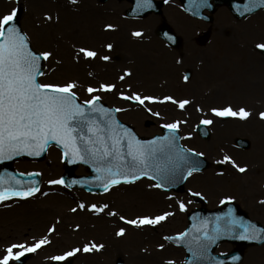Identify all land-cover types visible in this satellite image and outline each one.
<instances>
[{"label": "rangeland", "instance_id": "rangeland-1", "mask_svg": "<svg viewBox=\"0 0 264 264\" xmlns=\"http://www.w3.org/2000/svg\"><path fill=\"white\" fill-rule=\"evenodd\" d=\"M65 4L68 5L65 7ZM129 6L130 3L127 1L119 0H76L75 3L72 0H0V15L8 13L13 8L22 7L21 27L30 38L33 49L53 53L52 57L44 61L43 72L45 75L40 77L41 82L65 83L75 80L78 85L77 96L81 101L90 99L92 95H97L110 106H118L122 109L119 117L132 125L142 137L158 134L163 125L179 120L181 121L179 130L183 135V144L186 145L187 137L185 135L192 134L193 126L200 119L212 120L213 123L209 125L212 131L211 139L203 141L198 137L195 144L190 143L187 146L204 153L208 158L212 148L217 151L214 160H218L226 166L220 172V185L215 184V187L220 189L215 190V199L232 196L234 188H237L238 185L234 184L235 177L230 178L233 174L238 173L232 169L231 162H224L223 158L225 155L230 156L228 152H231L232 149L229 146V141L238 135H245L246 128L252 130V122L240 118L237 121L231 119L229 122L222 121L221 117H218L217 120L211 109L210 112L207 109V104L198 100L192 101L184 109H180L172 102L145 101L141 105L137 101L123 99L120 93L123 92L129 96L139 93L141 96H158L161 99L170 95L176 100H183L185 97H191L192 93L199 96L198 89L207 86L208 83L213 86L218 85L214 75H210L213 72L203 70V65L207 64L211 70L212 64L216 60L215 57L213 59V53L218 51L224 54L228 46L227 40L231 41L232 37L240 41L237 43L247 44L260 54L256 45L264 43V9L248 18L239 20L231 14L226 6H219L213 14V21L207 23L187 16L182 10L179 0H169L163 8L162 14H152L145 18H128L126 10ZM48 16H51L52 19H47ZM161 23H167L179 34H183V31L187 29L208 30L214 41L209 43L210 45L208 44V48L199 45L198 51L192 54L193 57L183 61L179 53H168L164 43L157 36L156 30ZM108 24H112L114 27L108 29L106 27ZM137 31L142 35L137 37L132 34ZM109 44L112 45L111 49L107 47ZM82 47L94 50L97 52V56L85 58L83 54L79 53V49ZM156 51L166 54L168 66L158 62L155 57ZM197 54L206 55V57L208 54V57L201 58L197 62L195 60ZM103 56H108L109 59L103 60ZM116 56L119 59L116 60ZM201 60H203L202 65ZM193 62L196 64L190 67L189 64ZM189 67L193 71V79L190 83L185 82L184 79V71ZM168 68L172 71L167 70ZM167 71L170 74H167ZM202 71L205 75L207 73L206 81L208 82L201 79ZM129 72L131 74L126 75ZM121 76L124 77L123 80L120 79ZM261 76L264 78V74ZM105 83L115 84L116 88L111 92L97 91L92 94L86 90L89 85L99 88L101 84ZM227 92H229L227 89L223 90L217 100L213 101L209 98L210 108L224 107L229 104L234 109L247 108L246 100L251 97L263 98V103H260L259 106L262 109L260 112L264 111V89L259 86L255 87V90L244 93L243 97L236 94L231 96ZM213 95L214 93H211L210 97ZM200 105L208 112H201L198 109ZM185 114L189 115L188 118ZM260 143L257 145L253 142L249 151L239 152L242 158L237 157L252 172L256 167L255 164L260 163L262 175L256 178L257 180L255 176L249 177L248 193L250 194L254 193L259 183L264 181V143L262 141ZM12 165L19 172H38L43 180L40 190L35 195L26 199L13 198L0 204L3 226L10 227L12 230V234L0 237V256L4 254V249L10 244L25 242L32 244L34 240L49 236L51 243L47 245L48 248L41 247V250L30 252L31 258L25 264H39L38 260L42 264H51L53 261L51 257L61 255L73 248L83 249L85 244L92 243L102 244L104 247L91 252L81 250L67 258L66 261L72 259L73 264H115L116 259L121 257L126 264L184 263L185 252L183 249L173 246L165 239L168 235L182 232L187 226L188 208L182 194L163 192L154 186V182L147 179L121 184L101 194L70 189L64 184H50V180L61 179L65 172L62 153L55 146L50 147L47 156L41 161L16 160ZM75 173L86 175L89 172L85 166H79ZM212 176L210 172L202 177L210 182ZM200 189L206 193H212L214 185L204 183L201 184ZM52 197L66 199L64 203L58 202L61 203V211H68L71 207L81 209L79 208L80 204H84L85 207L92 204H96L97 207L107 204L108 207L103 212L94 210L91 212L93 214L91 217L94 220H103L104 237L100 239L96 235H87L85 226L70 223L68 218L72 219V213H65V218L62 219L59 217V215L62 216L61 211L52 212L50 209H46L52 205L47 203L48 199ZM181 202L185 205L184 210L180 208ZM34 204L43 206L45 210L30 211L28 208ZM215 204L210 201L208 206ZM192 206L193 204L188 207ZM82 210H80L81 213H87L85 212L87 209ZM3 212H7V214H3ZM110 212L115 215H110ZM164 212H169L171 215L158 225L140 227L132 225L134 235L130 237L132 231L127 232L128 227H125L127 220L145 215L154 217ZM39 214H51L57 217L53 233L46 234V226H42L37 219H34ZM87 214L89 215V213ZM251 215L259 216V214ZM121 216L125 217V220H121ZM67 224L72 226L66 228ZM38 227L42 229H38ZM121 228L125 229V233L117 235ZM133 237L135 241L132 239ZM160 245H163V248ZM231 248L232 245L224 243L219 246L217 251L225 252ZM154 253H159V256L153 257ZM11 264H16L15 260ZM241 264H264V245L248 248Z\"/></svg>", "mask_w": 264, "mask_h": 264}, {"label": "snow or ice", "instance_id": "snow-or-ice-1", "mask_svg": "<svg viewBox=\"0 0 264 264\" xmlns=\"http://www.w3.org/2000/svg\"><path fill=\"white\" fill-rule=\"evenodd\" d=\"M72 2L75 3L76 0ZM191 2L196 7H201L207 0H191ZM137 3L142 7L152 6L151 0H137ZM261 5H264V0H248L245 10L251 12ZM16 16V8L0 15V160L10 159L22 152L39 156L47 150L50 142H56L63 148L65 158L71 157L101 165L96 167L95 171L99 173L97 179L101 181V187L105 191L121 182L133 183L141 176H151L153 180L159 179L161 183L154 186L161 188L170 183L178 171L186 172L185 179L193 172L199 171V161L193 157L202 156L203 153L194 152L178 143L179 137L176 132L181 121L163 125L169 130V135L156 137L152 141H142L113 116L112 113L120 109L104 107L99 103L101 99L99 96L92 95L90 99L78 102L76 92L78 85L75 80L65 83L41 82L40 77L45 75L41 61H47L53 53L34 50L28 35L17 26ZM47 19L50 20L52 17L48 16ZM106 27L112 29L114 26L108 24ZM132 34L137 37L142 35L139 31ZM107 47L111 49L112 45L109 44ZM256 47L264 50V43L257 44ZM79 53L85 58L97 56L94 50L83 47L79 49ZM102 59L108 60L109 57L103 56ZM130 74V72L126 73V75ZM188 78L187 75L184 77L185 80ZM120 79L123 80L124 77L121 76ZM115 88V84L105 83L99 88L89 85L86 90L92 94L97 91L111 92ZM120 95L123 99L134 100L141 105L145 101L172 102L180 109H184L190 103L187 99L176 100L170 95L162 99L158 96H141L139 93L129 96L121 92ZM211 111L218 117H238L246 120L251 116L250 110L244 107L234 109L230 104L212 108ZM259 116L264 119V111L260 112ZM212 123L213 121L209 119L201 121L204 125ZM223 161L231 162L241 173L247 170L246 165L243 167L237 165L231 156L225 155ZM28 175L35 176L38 173ZM35 183L33 181L32 184L24 186L23 181L15 177L5 180L0 176V202L13 197L33 196L39 191L38 186H33ZM49 183L63 184L64 179L50 180ZM226 199L230 201L233 198ZM84 207V204L79 205L81 209ZM90 207L94 211L103 212L108 205L97 207L96 204H92ZM180 208L185 209L183 202L180 203ZM109 214L115 215L111 212ZM170 215L169 212L154 217L145 215L127 220L126 223L137 227L158 225ZM120 219L125 220V217L121 216ZM206 225L207 221H204L200 229L194 225L190 231L165 239L186 242L196 264L201 260H208L209 264H221L220 261L209 257V245L215 243L219 236L232 232L237 226L242 230L240 239L264 240L262 235L264 228H258L251 222L244 223L240 218L233 217L231 209L225 216L216 217V226L212 234H209ZM54 230V227L49 229L50 232ZM192 232L197 234L192 235ZM124 233L125 229L121 228L117 235ZM49 243L51 241L44 236L34 240L32 244L27 242L10 244L0 256V264H11L14 260L18 261L25 252H35ZM103 247L102 244H85L83 249L73 248L51 259L65 261L81 250L91 252ZM160 247L163 248V245ZM17 249L19 251H16Z\"/></svg>", "mask_w": 264, "mask_h": 264}, {"label": "water", "instance_id": "water-1", "mask_svg": "<svg viewBox=\"0 0 264 264\" xmlns=\"http://www.w3.org/2000/svg\"><path fill=\"white\" fill-rule=\"evenodd\" d=\"M183 3V7L184 9L192 16L198 17V18H203L206 20H211V17H208L206 15H203V11L205 9H209L210 11H214V4H212V0H207L206 4H204L201 7H196L191 0H181ZM216 4H220V3H226L228 4V6L230 7V9L233 11V13L235 15H237L238 17H243L246 16L248 14H251L253 12H255L256 10H258L261 7H264V5H261L257 8H255L253 11L251 12H247L245 10L246 6L248 5V0H213ZM133 2V7L129 10V14L131 15H147L148 13L151 12H156L159 13L161 12V7L164 3V1H155V0H151L152 6L151 7H142L139 6L137 3V0H132ZM20 17H21V10H19V12L17 13L16 16V24L18 27H20ZM161 34L164 35V37L171 39V41H173L172 43L175 44H179L178 39L169 31V28L167 26H163L161 28ZM41 65H42V61H41ZM100 104H102L99 101ZM103 105V104H102ZM104 107H106L105 105H103ZM108 108V107H106ZM114 110V109H113ZM113 116L117 119L116 117V111H114ZM122 124V123H121ZM124 127L130 129L132 132L133 129L125 124H122ZM199 131L201 133L202 136L204 137H208L209 132L206 128L205 125H200L199 127ZM135 133V132H134ZM136 134V133H135ZM169 130L165 129L164 130V135L163 136H167L169 135ZM176 135L179 137L178 143L180 144V135L179 132H176ZM137 136V135H136ZM163 136H156V137H163ZM156 137L152 138V139H140L138 136L137 138L142 140V141H152L153 139H155ZM51 143H56V142H50L49 145ZM59 145V144H58ZM60 146V145H59ZM62 148V147H61ZM63 149V148H62ZM47 151V150H46ZM46 151L42 152L39 156H35V155H29L27 152H22L19 155H15L10 159H5V160H0V176H3L5 178V180H9L10 177H15L16 179H19L21 181H23L24 186H28L30 184H32L33 181H35V185L33 186H39V177L37 175L35 176H25L23 174L17 173L15 171H13L10 167V163L13 159H15L16 157H23L25 155L32 157V158H43L45 156ZM64 151V150H63ZM87 159V157H86ZM193 159L199 161V168L203 169L204 167L207 166V162L206 160H204L201 156L199 157H193ZM78 163H84L86 165H88L91 169V171L94 173L93 177H88V178H77L73 175V170L74 168L77 166ZM66 166H67V173L65 176V179L67 181H71V184H75V185H81V186H85L89 189H97V190H101L104 189L103 187H101V181L99 179H97V177L99 176V173H97L95 171L96 167H99L101 165H99L98 163L95 162H89L86 163L83 160H79V159H73L71 157L66 158ZM186 172L181 173V172H177L175 177L171 180L170 183L166 184L164 186V188H176L179 189L181 187V185L183 184L185 178L184 176H186ZM142 177V176H141ZM151 177V176H150ZM160 183L161 181L159 179H157ZM73 181H76V183H73ZM104 183H106V181H104ZM229 209H231L232 212V216L236 217V218H240L244 223H248L251 222L248 220V218L246 217V214L243 213L242 211H240L238 209V207H226L225 209H223L221 212L218 213H206V211L199 212V213H194L190 216V226L188 228L187 231H190L193 229V226L195 225L197 229H200L201 226L203 225L204 221H207V231L209 232V234L213 233V230L215 228V219L218 216H225V214H227L229 212ZM252 224H254L253 222H251ZM256 225L258 228H262L259 227L257 224ZM241 229L239 228V226H237L232 232L230 233H226L224 235L219 236L215 243H211L209 245V249H208V255L210 258H212V260L215 261H220L221 264H236L238 262L241 261L242 259V255L241 253H235L232 255H214L213 254V249L216 247V245L222 241V240H227V241H231L233 243H240L242 246L246 247L248 245H252V244H261L264 242V240H246V239H240L239 236L241 234ZM196 232H192V235H196ZM262 235H264V233H262ZM177 237V236H176ZM191 237H189L190 239ZM174 240V239H173ZM176 243H178L179 245H183L186 250H187V261L185 264H196V262L194 261L193 255L192 253L189 251V246L186 242H177V240H174ZM233 257H238V259H233ZM27 259V256L22 257L21 259H19V262H25ZM54 264H62L59 262H56ZM67 264H71V263H67ZM117 264H124L123 262H121V260L118 261ZM199 264H209L208 260H201L199 262Z\"/></svg>", "mask_w": 264, "mask_h": 264}, {"label": "bare ground", "instance_id": "bare-ground-1", "mask_svg": "<svg viewBox=\"0 0 264 264\" xmlns=\"http://www.w3.org/2000/svg\"><path fill=\"white\" fill-rule=\"evenodd\" d=\"M68 4H65V7ZM153 42V40H152ZM155 43V42H153ZM225 56L222 57V54L220 56H218L216 62L213 65V69L215 71V73L217 74V78L219 80V83L221 85H228L229 81L235 82L233 80H237L238 85L240 86V88L249 90L250 87L248 85L254 86L256 83L259 82V78H260V73L257 74V76L254 77H250L247 76L246 74L241 73L242 72V68L245 67L246 65L249 67L253 66V63L250 61V58L253 55V51L252 49L247 45V44H241V43H233L231 41L228 42V48L225 51ZM155 57L158 59V62L161 63L162 65H166L168 66V58L164 53H161L159 51H156ZM228 59V60H226ZM170 66V65H169ZM232 72H238V77H231L233 74H231ZM262 84L264 82V80H261ZM247 85V86H246ZM250 99H255V98H250ZM258 99V98H256ZM257 103H254V105H256ZM66 202V199H64L63 197L59 198V197H52L49 198L47 203L51 206L46 207V209H50L52 212L53 211H57L60 212L62 210V208L60 207L61 203ZM30 211H33L34 209H38L39 211L41 210H45V208L41 205L38 204H34L32 207L28 208ZM72 209H76V211H72ZM87 209V211H85ZM83 209L85 212L89 213V215L83 214L80 212L81 209H78L76 207H71L69 208V210L67 211H61L59 215L60 218L64 219V214L69 212L72 213L71 216L72 219L68 220L70 221V223H78L80 225H83L86 227L87 230V235L90 234V236L92 235H96L98 237H100V239H102L104 237V229H103V220H94L91 216H93L92 209L91 208H86ZM82 210V211H83ZM79 211V212H78ZM7 214V212H3V214ZM20 213V212H19ZM22 218V217H20ZM34 219H37L39 224H41L42 226H46V229H50L53 225L55 226V223L57 222V217L52 216L51 214H46V215H41L39 214L38 216H35ZM3 218L0 215V237H6L10 234H12V230L10 229V227L7 226H3L4 223L2 222ZM72 225L67 224L65 227L69 228ZM75 227V226H74ZM125 227H128L126 230L127 232H131L132 234L130 235L133 236V230L134 228L132 227V225L130 224H125ZM88 228V229H87ZM38 229H42L41 227H38ZM63 229V228H62ZM56 233V231H55ZM46 234H48V231L46 230ZM62 234V233H60ZM129 236V234H128ZM48 239L50 240L49 236H47ZM127 238V237H126ZM134 241V237L132 238ZM30 240V239H28ZM129 241H131V239H128ZM48 244L42 246V248H46ZM111 245V242H110ZM2 248V247H1ZM41 248V249H42ZM48 248V247H47ZM39 249V250H41ZM136 249L141 250V248L136 247ZM5 250V249H4ZM48 250V249H47ZM3 252V251H2ZM153 257H157L159 256V253H154L152 255ZM150 259V258H149ZM160 262V261H159ZM39 264H42V262L40 260H38ZM157 264V263H156Z\"/></svg>", "mask_w": 264, "mask_h": 264}, {"label": "flooded vegetation", "instance_id": "flooded-vegetation-1", "mask_svg": "<svg viewBox=\"0 0 264 264\" xmlns=\"http://www.w3.org/2000/svg\"><path fill=\"white\" fill-rule=\"evenodd\" d=\"M199 30H188V32H186L183 37L184 40L186 42V46H185V50L183 51V58H188L190 56V53H194L198 47L197 43L201 40L199 33H197ZM208 40V39H206ZM209 86L211 85V83L208 84ZM257 86H259L261 89H264V84H262V82L260 81L259 83L255 84ZM254 87V88H255ZM262 131L253 129L251 131H249L248 134V138L250 139H257L261 136ZM192 142H195L193 139L191 140ZM247 172H245L244 174L246 175ZM216 183H218V180L216 179ZM193 187L197 188L198 187V183H194ZM217 190V189H216ZM205 196L208 198L210 196H215L212 193H205ZM234 196L236 201H238V203L241 204L242 207H244L246 210L250 211L251 213L257 215H261L264 213V190L259 193L258 195H249L245 185L242 188H239L238 190H236L234 192ZM203 198L200 197L198 199L197 202H203L202 200ZM264 216V215H261Z\"/></svg>", "mask_w": 264, "mask_h": 264}]
</instances>
